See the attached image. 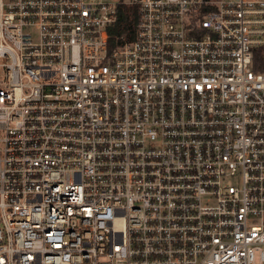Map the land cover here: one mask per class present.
I'll return each instance as SVG.
<instances>
[{
  "label": "built area",
  "instance_id": "obj_1",
  "mask_svg": "<svg viewBox=\"0 0 264 264\" xmlns=\"http://www.w3.org/2000/svg\"><path fill=\"white\" fill-rule=\"evenodd\" d=\"M0 264H264V0H0Z\"/></svg>",
  "mask_w": 264,
  "mask_h": 264
},
{
  "label": "trees",
  "instance_id": "obj_2",
  "mask_svg": "<svg viewBox=\"0 0 264 264\" xmlns=\"http://www.w3.org/2000/svg\"><path fill=\"white\" fill-rule=\"evenodd\" d=\"M137 9L135 6H120L117 9V20L114 26L108 30L109 44L112 48L123 43L122 36H127L128 40L133 39V31L137 23ZM260 63V56H257ZM261 67H254V71L261 72Z\"/></svg>",
  "mask_w": 264,
  "mask_h": 264
}]
</instances>
